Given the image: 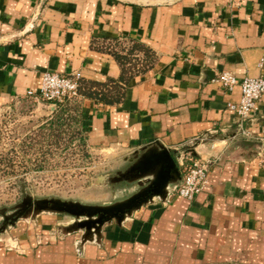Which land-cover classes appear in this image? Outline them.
Masks as SVG:
<instances>
[{
    "label": "crops",
    "instance_id": "1",
    "mask_svg": "<svg viewBox=\"0 0 264 264\" xmlns=\"http://www.w3.org/2000/svg\"><path fill=\"white\" fill-rule=\"evenodd\" d=\"M123 44L152 51L154 64L119 104L81 97L82 128L95 150H167L179 176L107 222L81 256V236L50 232L45 217L40 236L18 234L17 250L0 244V264H264V96L243 133L227 108L241 87L216 81L264 77V0H0V111L31 99L46 72L119 80ZM188 153L217 162L193 201L175 193Z\"/></svg>",
    "mask_w": 264,
    "mask_h": 264
},
{
    "label": "rangeland",
    "instance_id": "2",
    "mask_svg": "<svg viewBox=\"0 0 264 264\" xmlns=\"http://www.w3.org/2000/svg\"><path fill=\"white\" fill-rule=\"evenodd\" d=\"M121 50L128 54L127 77L147 71L156 58L144 51L142 63L136 57L141 48L131 52L132 45L123 44ZM108 88L114 96L118 85ZM81 97L56 106L16 101L0 111V244L7 248L17 245L20 232L40 236L45 217L54 220L47 227L59 236L99 231L106 224L100 220L151 185L136 152L95 150L89 144Z\"/></svg>",
    "mask_w": 264,
    "mask_h": 264
},
{
    "label": "built area",
    "instance_id": "3",
    "mask_svg": "<svg viewBox=\"0 0 264 264\" xmlns=\"http://www.w3.org/2000/svg\"><path fill=\"white\" fill-rule=\"evenodd\" d=\"M228 92H232L236 86L241 87V98L238 103H229L227 108L233 111L243 133L247 131L243 126L253 120L257 111V105L264 96V77H247L242 81L231 72H222L216 77ZM83 77L80 73L63 76L57 73L46 72L42 78V84L38 93L29 92L27 96L38 102H48L56 106L66 101L81 97ZM248 134V133H247ZM216 160L196 157L193 153L185 155L182 181L177 187L176 195L189 201L195 200L202 194L209 183V174L216 165ZM100 244L98 231L93 229L90 234L84 235L75 242V250L78 255L84 254L87 243ZM18 249V246L9 247L8 250Z\"/></svg>",
    "mask_w": 264,
    "mask_h": 264
},
{
    "label": "water",
    "instance_id": "4",
    "mask_svg": "<svg viewBox=\"0 0 264 264\" xmlns=\"http://www.w3.org/2000/svg\"><path fill=\"white\" fill-rule=\"evenodd\" d=\"M140 165L145 169V172H149L156 167H160V172L147 190H145L142 194L138 195L128 203L116 208L117 212L105 220H100V225H103L114 219L122 220L125 218L127 212L131 210L135 205L136 207H140L155 196H163L164 189L166 188L170 180H172V178L174 177L172 173L179 176V170L177 169L176 163L172 158L170 152L167 150H164L160 153L152 152L148 154L141 160Z\"/></svg>",
    "mask_w": 264,
    "mask_h": 264
},
{
    "label": "trees",
    "instance_id": "5",
    "mask_svg": "<svg viewBox=\"0 0 264 264\" xmlns=\"http://www.w3.org/2000/svg\"><path fill=\"white\" fill-rule=\"evenodd\" d=\"M136 49H140L139 52H150L147 48H144L138 44H134L132 46V51ZM117 61L122 65L123 67V73L119 80H109L106 83H99L94 81H84L82 83V88L80 90L81 96L88 99H93L97 103L105 104V105H113V104H119L122 102L124 95H125V89L130 83L132 76L127 77V73L124 69L125 65L123 62H125V58L128 56V54H114ZM114 84L118 85V89L116 90V94L113 96V93L109 90V85ZM120 90V92L118 91Z\"/></svg>",
    "mask_w": 264,
    "mask_h": 264
}]
</instances>
